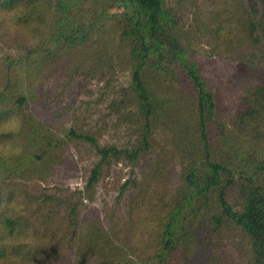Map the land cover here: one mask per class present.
I'll use <instances>...</instances> for the list:
<instances>
[{
	"label": "trees",
	"instance_id": "16d2710c",
	"mask_svg": "<svg viewBox=\"0 0 264 264\" xmlns=\"http://www.w3.org/2000/svg\"><path fill=\"white\" fill-rule=\"evenodd\" d=\"M115 2L121 9L110 12ZM237 10L229 0H0V36L14 30L35 44L25 56L0 57V123L10 116L21 122L0 144L23 149L0 157V241L33 223L46 244L74 239L77 264H264V81L227 105L192 49L200 38L226 49L255 42V24ZM109 31L121 44L117 65L129 74L108 106L130 135L125 143L99 144L98 129L58 133L25 111L19 71L32 64L28 55L69 75L84 74L86 63L113 72ZM73 142L96 157L87 189L111 161L133 166L151 156L121 184L120 193L128 190L122 222L105 227L89 211L81 227L77 200L45 192L22 193L31 221L9 215L10 179L73 168L66 155ZM5 251L0 243V261Z\"/></svg>",
	"mask_w": 264,
	"mask_h": 264
},
{
	"label": "rangeland",
	"instance_id": "374dc122",
	"mask_svg": "<svg viewBox=\"0 0 264 264\" xmlns=\"http://www.w3.org/2000/svg\"><path fill=\"white\" fill-rule=\"evenodd\" d=\"M229 1L235 2L237 11L243 16L247 13L255 24L256 41L240 39L239 43L234 42V47L226 49L222 45L217 46L207 39L200 38L192 45L194 57L202 63L204 74L220 87L221 99L227 105L232 104L247 85L259 80L264 81V41L260 38L262 22L259 0ZM120 9L119 3L115 2L110 12ZM7 24L11 23L7 21ZM104 40L113 54V72L107 71L104 66L93 69L95 64L86 63L87 71L84 74L77 71L69 75L53 67H45L35 55H28L32 59V64H25L19 71L21 89L26 96L25 111L58 133L70 126L92 131L98 129L99 144L125 143L130 135L123 124L117 123L108 106L110 101L118 96L120 88L127 85L129 74L126 69L117 65L115 56L121 48L117 36L109 31ZM34 45L33 42L16 34L14 30H9L7 34L0 36V57L25 56L26 50L31 49V46L33 48ZM33 59L36 62H33ZM66 155L74 163L71 169L56 168L43 179L11 178V186L7 189L12 191V199L16 197L17 203L24 206L23 191L67 197L78 202L76 209L81 227L83 221L88 218L89 211L96 212V216L105 227L108 226L109 220L120 224L123 220L124 199L128 193L127 189L120 193L121 184L130 176L137 177L151 156H143L133 166L122 161H111L107 167L101 169L92 188L87 189L86 179L96 160L93 151L86 144L73 142L68 146ZM173 169L175 179L177 166L174 165ZM7 181L9 179H4L2 183ZM19 216L29 219L25 211ZM29 230L34 235L37 227L32 223L25 232ZM34 236L36 238L34 247L38 250H30L23 246L7 248L6 256L0 264H17V260L19 264H77L73 256L74 239L58 247L54 242L46 244L48 238L45 236ZM29 257L32 259L28 260Z\"/></svg>",
	"mask_w": 264,
	"mask_h": 264
},
{
	"label": "clouds",
	"instance_id": "9594fccd",
	"mask_svg": "<svg viewBox=\"0 0 264 264\" xmlns=\"http://www.w3.org/2000/svg\"><path fill=\"white\" fill-rule=\"evenodd\" d=\"M20 129L21 122L19 118L15 116H10L7 120L0 123V135H16L20 132ZM22 150V146L19 145L14 146L11 143L0 144V157L8 159L11 156H19ZM5 204L7 208L11 210L9 212V215H11L12 212H15L17 216L23 214L24 206L22 203H17L16 197H14L10 203L8 201H5ZM0 243H2L6 249L21 246L32 248L36 245V238L29 230L23 234L5 235ZM17 264H19L18 260Z\"/></svg>",
	"mask_w": 264,
	"mask_h": 264
}]
</instances>
